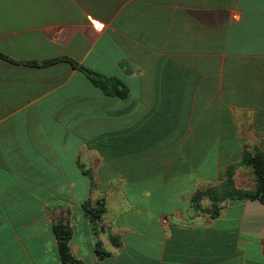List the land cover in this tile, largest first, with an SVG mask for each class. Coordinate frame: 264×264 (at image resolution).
I'll list each match as a JSON object with an SVG mask.
<instances>
[{
  "label": "crops",
  "instance_id": "1",
  "mask_svg": "<svg viewBox=\"0 0 264 264\" xmlns=\"http://www.w3.org/2000/svg\"><path fill=\"white\" fill-rule=\"evenodd\" d=\"M257 151L264 0H0V264H264Z\"/></svg>",
  "mask_w": 264,
  "mask_h": 264
},
{
  "label": "trees",
  "instance_id": "2",
  "mask_svg": "<svg viewBox=\"0 0 264 264\" xmlns=\"http://www.w3.org/2000/svg\"><path fill=\"white\" fill-rule=\"evenodd\" d=\"M49 62L51 61H45L44 63ZM82 68L88 74L91 82L100 87L107 95L123 97L127 94L128 89L120 80L107 78L85 67ZM244 162L252 166L256 176V186L251 190L242 192L240 195L242 197L259 198L264 202V152L257 151L253 156L244 157ZM87 210L92 213L93 217L100 218L105 211V206L101 202L98 207L88 208ZM54 230L58 240V250L62 264H86L70 251L71 227L66 222L58 221L54 225ZM99 254L102 253L99 251Z\"/></svg>",
  "mask_w": 264,
  "mask_h": 264
},
{
  "label": "built area",
  "instance_id": "3",
  "mask_svg": "<svg viewBox=\"0 0 264 264\" xmlns=\"http://www.w3.org/2000/svg\"><path fill=\"white\" fill-rule=\"evenodd\" d=\"M95 25H96V26H100V24H99V23H95Z\"/></svg>",
  "mask_w": 264,
  "mask_h": 264
}]
</instances>
